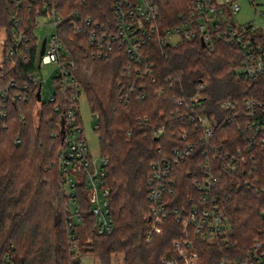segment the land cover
Instances as JSON below:
<instances>
[{"label":"trees","instance_id":"16d2710c","mask_svg":"<svg viewBox=\"0 0 264 264\" xmlns=\"http://www.w3.org/2000/svg\"><path fill=\"white\" fill-rule=\"evenodd\" d=\"M39 1L32 4L30 0H0V26L6 33L0 65V105L6 106L7 112L3 117L4 111L0 110V264H83L77 251L68 246L71 235L77 241L83 232L94 237L84 253L98 257L101 264H113V258L117 264H165L163 258L173 260L178 256L174 240L191 242L192 247L183 250L197 254L195 264H220L224 257L247 260L254 243H264V152L247 144L253 133L249 126L252 115L255 113L257 121L264 119V74L254 81L240 77L238 70L245 59L244 51L223 38H215L213 50L203 47L199 39L184 40L177 47L157 44L150 50L156 82L146 80L147 95L138 100L134 93L137 66L129 68L126 51L114 45L98 57L97 47L89 40V31L98 28L93 24L90 29L84 26L77 31L71 19L65 20L57 33L74 61L71 72L81 93L86 94L93 114L98 115L95 130L101 156L108 162L105 183L111 190L114 230L99 234L85 185L77 184V206L73 207V198L65 188L69 178L59 172L56 158L63 144L60 135L54 136L59 130L56 123L73 92L67 89L62 93V87L56 83V100L40 103L39 130L35 131L33 126L40 86H33L28 75L36 70L40 39L32 28H27L29 17L34 18L43 0ZM155 1L159 4L162 26L170 27L180 22L190 0ZM55 4L64 15L78 10L82 18L91 17L95 24L110 31L115 29L112 0H55ZM13 14L19 18L18 28L29 45L27 60L22 58L14 63L7 59L15 40ZM257 40L264 47V33L258 34ZM201 80H210L202 93L206 101L203 112L216 118L210 145L233 156L241 149L242 154L235 173L228 172L221 161L211 163L216 176L213 194L220 198L227 213L231 224L229 238L224 244L210 242L193 229L185 231L171 217L159 224L162 232L152 231L147 241L153 225L148 193L152 164L165 157L172 161L174 149L192 143L191 158L171 163L175 191L166 192L165 201L172 209L190 210L202 196L193 181L203 177L200 164L208 160L204 154L207 145L190 136L195 129L193 124L185 114L177 113L174 105V98L196 92ZM25 85H29L30 94L19 98ZM123 96L129 97V101H121ZM224 100H230L233 107L221 108L219 103ZM76 103L77 121L83 126ZM55 106L59 109L55 110ZM145 118L148 121L140 125L139 119ZM159 126L165 127L166 132L158 137L154 129ZM182 128H187L189 141L179 138ZM18 139L21 143H17ZM246 180H256L257 184L247 186ZM191 197L195 198L194 204ZM179 264L186 262L181 260Z\"/></svg>","mask_w":264,"mask_h":264},{"label":"built area","instance_id":"2783aa9c","mask_svg":"<svg viewBox=\"0 0 264 264\" xmlns=\"http://www.w3.org/2000/svg\"><path fill=\"white\" fill-rule=\"evenodd\" d=\"M30 1L32 4L40 3L39 0ZM248 1L255 4L257 0ZM259 5H263L264 8V0H261ZM111 8L115 22L114 31L108 30L104 25L95 24L91 17L82 18L78 10H73L64 15L57 8L55 0H43L37 8L34 18L29 17L27 28H32L35 32V26L39 23L40 18L46 16L51 18V22L55 26L54 33L46 36L45 52L42 56L40 54L41 47H39L36 70L28 75V79L33 86L41 87L42 98L44 79L42 76L40 78L39 74L44 65H54V69L57 70V76L53 79L54 87L56 88L57 83V85L62 87V93L67 89L73 92L65 107V111L61 112L56 123L59 130L54 133V136L60 135L63 142L58 150L60 168L62 167L64 170V176L69 178V185L67 186L68 196L73 198L72 203L74 206H77L75 196L77 184L82 183L85 185L89 193L88 198L92 213L98 222V232L100 234H110L114 230V222L110 210L111 190L105 183L107 175L106 165L108 162L105 157L101 156L102 162L99 164L92 157L88 142L83 137V127L77 121L78 105L76 102L79 103L81 89L71 72L74 61L57 33L65 20L71 19L72 27L77 31H82V27L90 29L93 24L98 28V31H89L90 43L97 47L98 57L111 51L114 45H118L119 48L126 51L130 60L129 68L134 65L137 66L134 69L137 78L134 83V93L137 94L138 100L145 98L147 95L146 80L151 78L152 82H156L154 77L155 62L152 60L150 50L153 45L157 44L164 48L166 46L177 47L184 40L199 39L202 43L203 39L205 42L204 47L213 50L215 38H223L229 44L239 45L244 51L245 59L238 70L240 77L254 81L258 76L264 74V47L257 40V35L264 33V11H261L262 20L260 24H255L251 21L239 23L236 20V16L241 10V0H190L186 5L185 12L180 17V22L170 27L162 26L159 4L155 0H112ZM255 12L257 13V11ZM12 20L13 27L15 25V28H13L15 40L8 50L7 59L14 63L22 58L27 60L25 53L29 51V45L26 44L28 38L18 28L20 26L19 18L13 14ZM209 81L201 80L198 82L196 92L190 95L188 93V96L183 95L174 98L176 112L180 115L185 114L186 120L190 122V125L193 124L195 128L190 132V136L194 135L201 143L203 142L207 145L204 154L207 155L208 160L200 164L203 170V177L200 180L195 179L193 181L194 186L202 193V196L199 198L198 204L192 206L190 210H181L177 207L172 209L169 203L165 201L166 192L173 194L175 191V181L171 178V163L183 162L191 158L194 152L192 143L187 142L184 147L174 149L171 157L172 161L169 157H165L163 161L152 164L148 176V193L152 202L150 218L153 220V226L147 236V241H150L152 231L162 232L159 224L171 217H174L185 231L193 229L210 242L224 244L229 238L228 234L231 230V224L225 209L221 205L220 198L213 194L216 176L212 164L221 161L228 172L235 173L237 172L236 165L239 162L238 157L240 156L239 158L242 160V154L240 155L241 149L237 150L238 155L235 154L233 156L231 152L222 153L219 148L210 145L211 139L215 134L213 124L216 122V118H212L203 112V108L206 107V101L202 94L208 87ZM28 89L29 85H25L24 94H20L19 98L25 94H30ZM6 99V96L2 97V100L6 101ZM123 99L129 101L127 96H123L121 101ZM55 100L56 92L54 89L49 102H54ZM41 102L42 99L41 101L38 100L39 104ZM247 104L250 105L249 102ZM219 106L227 109L232 108L233 104L230 100H224L219 103ZM5 107L0 105V110L4 111ZM58 109L59 107L55 106V110ZM6 115L7 112L4 111L2 116L5 117ZM96 116L98 119V115ZM252 118L253 120L249 123V126L253 129V133L248 138L247 144L249 148H260L264 152V119L257 121L255 113ZM147 121L148 118L139 119V124L141 125ZM186 129L182 128L180 131L179 138L183 139V141H189L190 136ZM165 132L166 129L163 126L154 129V134L158 137L165 134ZM17 143H21V140L18 139ZM158 151L162 154L161 149ZM209 152H212L211 156H209ZM244 184L254 186L257 181L246 180ZM190 202L194 204L195 198L191 197ZM76 213H78V209ZM72 225V222H70L69 227H72ZM173 246L177 248L179 257L177 256L173 260L163 258V263L179 264L181 260H184L186 264H195L197 254L195 252L186 254L183 250L184 248L192 247L189 240L181 242L174 240ZM179 258H181L180 261ZM220 264H264V243L256 241L249 250L247 260L224 257Z\"/></svg>","mask_w":264,"mask_h":264},{"label":"rangeland","instance_id":"374dc122","mask_svg":"<svg viewBox=\"0 0 264 264\" xmlns=\"http://www.w3.org/2000/svg\"><path fill=\"white\" fill-rule=\"evenodd\" d=\"M259 4H261V0H257L255 4L250 3L248 0H241V10L237 14L236 20L239 23H246V22L251 21L255 24H260L262 20L261 11H264V8H263V5H259ZM255 11H257V13ZM54 31H55V26L51 22V18L49 16L40 18L39 23L35 26V33L40 39V43L38 44L39 47H41L43 39L46 36L54 33ZM5 40H6L5 30L3 27L0 26V65L2 64V61H3ZM41 76L44 79L43 87H42V101L44 103H47L50 99L51 94L53 93V90L55 89L53 79L57 76V70L54 69V65H44L41 69V73L39 74L40 78ZM40 105L41 104H36L33 110L34 111L33 126H34L35 131L39 130L38 129L39 124H40L39 118H40V115L42 114L40 110ZM79 109H80V114H81L82 124H83L82 126L83 127V137L86 138L88 142L92 157L95 160H97V162L100 164L102 162L100 140H99V134L95 130V127L98 123V119H97V116L93 114L89 106L87 96L84 92H82L79 96ZM56 158L58 160V165H59V170H60L59 172L61 174H64L65 173L64 170L62 169V167L60 168L58 151H57ZM65 188L67 189V186H65ZM65 193H66V190H65ZM73 207L75 206L73 205ZM72 213H74V209L72 210ZM97 231H98V225H97ZM93 241H94V237L92 234H90L89 232H83L79 240L77 241H76V238H74V236L71 235L68 246L71 248L70 250L74 249L77 251L76 255L79 258L81 256V260L83 264H101L98 257L95 258L92 256H86L87 252L84 253V250L87 249L86 245L93 243ZM93 255L95 256V254ZM112 262L113 264H117L116 258H113Z\"/></svg>","mask_w":264,"mask_h":264},{"label":"water","instance_id":"95a60500","mask_svg":"<svg viewBox=\"0 0 264 264\" xmlns=\"http://www.w3.org/2000/svg\"><path fill=\"white\" fill-rule=\"evenodd\" d=\"M46 41H47V38L45 37L44 39H43V42H42V45H41V50H40V54H41V56L44 54V52H45V46H46ZM202 46L204 47L205 46V42H204V40L202 39ZM38 100L39 101H41V87H40V89H39V92H38Z\"/></svg>","mask_w":264,"mask_h":264}]
</instances>
